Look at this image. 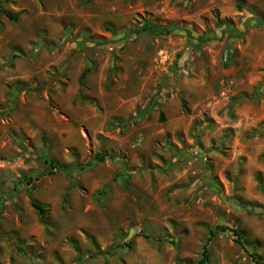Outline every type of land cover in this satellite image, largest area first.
I'll return each mask as SVG.
<instances>
[{
	"label": "rangeland",
	"instance_id": "1",
	"mask_svg": "<svg viewBox=\"0 0 264 264\" xmlns=\"http://www.w3.org/2000/svg\"><path fill=\"white\" fill-rule=\"evenodd\" d=\"M205 244L264 264V0H0V264H196Z\"/></svg>",
	"mask_w": 264,
	"mask_h": 264
},
{
	"label": "trees",
	"instance_id": "2",
	"mask_svg": "<svg viewBox=\"0 0 264 264\" xmlns=\"http://www.w3.org/2000/svg\"><path fill=\"white\" fill-rule=\"evenodd\" d=\"M239 8H241V6H239ZM4 13L10 19L16 20V18H17L16 16L11 14L10 12H4ZM228 24H229L230 27H232V23L231 22H228ZM168 31H170V30H168ZM186 31H188V30H186ZM235 31L238 32L237 30H235ZM238 33H239L238 36L243 34V32H238ZM208 40L209 39L206 36H204V35H199V36L196 37V41H197L198 45H200L201 43H204L205 41H208ZM234 55H235V51H234L232 45L229 44L227 46V48H226V53H225V57H226L225 58L226 59L225 66L226 67H229V65L234 62V57H233ZM88 71L89 70L87 69V70H85L82 73V75H81V79L82 80L84 79V77H85V75L87 74ZM17 88H18V91H22V90H36L37 89V87H27V88H25L24 86H21V85L18 86ZM182 105L185 106V101L184 100L182 101ZM96 159L98 161H102V160H104V156L102 154H97ZM44 162L49 167L47 174L53 175V174H55L56 172H59V171H65V172L67 171L68 173H70V171L65 169L64 166H61L53 158L45 159ZM19 182H21V180ZM29 183H31V182H29ZM31 205L38 212L41 222L44 223V224H47V219H46V216H45L46 211H47V207L45 205H43V204H40L39 202H37L35 200H31ZM217 228L219 230H222V231H226L227 229H230L228 226H217ZM232 231L236 235L235 242L238 243L243 249H245V246L243 244L242 236H241L240 232L237 229H232ZM214 235H215V232L211 231L210 232V236L208 237L207 240L210 241L211 237H213ZM110 252L114 253L113 250H111ZM252 258H253V260H254V262L256 264H259L255 255H252ZM208 259H209V249L207 247V244H205L203 246L202 257L196 264H206L208 262Z\"/></svg>",
	"mask_w": 264,
	"mask_h": 264
}]
</instances>
